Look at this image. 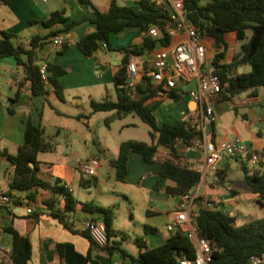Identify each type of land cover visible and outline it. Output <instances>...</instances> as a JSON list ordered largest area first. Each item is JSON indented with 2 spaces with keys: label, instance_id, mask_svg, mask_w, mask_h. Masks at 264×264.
<instances>
[{
  "label": "crops",
  "instance_id": "crops-1",
  "mask_svg": "<svg viewBox=\"0 0 264 264\" xmlns=\"http://www.w3.org/2000/svg\"><path fill=\"white\" fill-rule=\"evenodd\" d=\"M130 2L133 5L128 6L134 9L139 8V0H130ZM109 4L110 1L104 11L108 9ZM2 6L3 8L0 9V31L13 35L12 41L15 45L27 47L35 35L44 36L51 31H61L59 35H61L63 43L68 44L67 50L60 54L61 48L55 47L50 42L42 50H39L37 60H35L39 65L54 63L64 69L68 67L71 73H75L74 78L79 79V81H75L73 85H67L68 83L64 78L65 74L60 78L66 92L72 88L77 91L83 87L88 89L86 96L76 95L74 92V101L59 100L51 89L46 96H32L28 84L19 88L23 71L17 66L16 60L13 57L3 58L0 61V150L5 149L10 154H15L18 147L23 144L25 122L28 117L35 125L43 127L45 124L44 131L47 128L52 131L59 128L71 134L72 131L77 130V125L81 123V120H77L75 123L69 121H75L80 116L79 103L89 105L91 99L101 100L104 97L111 100L113 97L116 99L114 77L124 56L121 51L117 50L132 49L135 46L142 47L144 36L138 28H126L123 32L110 36L108 47L98 50L92 57H85L78 50L77 44L83 36L95 30L94 25L87 21L94 18L95 9L99 10L92 3L85 5L77 0H0V7ZM55 11H63L65 16L69 18L68 22L56 24L51 28H45L40 23L28 25L29 20L46 21L50 14ZM99 11L103 12V10ZM71 22H79V24L66 31L67 24ZM250 35L247 33L248 37ZM184 39H186L185 36H176L172 38V44ZM226 40L228 50L222 61L223 64L229 63L239 53L241 46L233 33H229ZM162 48L165 47L156 43L154 47L144 51L141 55L132 57L130 61H136L139 64L148 62L153 54ZM213 48V46L208 47V65L211 64L214 56ZM210 49L213 51L212 55ZM208 55L211 57L208 58ZM92 73L93 76H89ZM178 85L179 88L186 86L181 81ZM80 96L83 98L81 99ZM211 97L209 102L212 104L215 113V120L210 129L212 139L216 142H226L241 138L247 145V156L250 158L253 155L258 156L259 161L257 165H252V169L264 173V86L258 88L256 94H251L249 91L228 101H213ZM58 101L72 107L74 113H66L65 108L59 106ZM165 101L154 110L159 125L191 119L197 121L196 104L185 92L179 101L168 102L169 104ZM8 108H13L15 114L9 115L7 113ZM83 110L87 112L85 108ZM103 113L107 117L112 114V112ZM89 120L91 118L88 119L90 124ZM145 125L134 115L111 122L109 133L113 134L111 138H109L111 134L105 135L104 143H98L101 147V149H97L98 156L89 151L83 160L96 158L100 162L96 176L93 178L87 176L88 179L95 180L91 186H81L80 182L84 179H80L75 174L76 171L82 173L79 169L80 163L72 165L70 162L75 161L74 156L69 157V154H63L65 157L63 161L66 159V163L50 161L53 160L51 159L53 157L46 156L48 153H40L37 157L40 162L39 176L43 180L53 185L58 179L61 185L65 184L72 190V197L77 204L74 211H68L65 215L67 221L73 223L72 228L74 230L81 231L82 222L93 218L81 210V203H94L100 207H111L115 202L122 201L123 208L126 202L132 208L129 212L130 221L125 222L123 226L120 225L118 218H115L114 230L119 233L109 237V244L118 243L124 253L116 251L118 253L114 252L113 255L109 256L105 252L93 251L89 264H140L131 259V257H136L139 251L133 242L134 237H143L150 249L161 246L172 238L176 232L168 231L167 225L176 219L178 196L170 195L167 192V188L173 187L175 184L157 175L160 163L165 159H174L191 169L203 166L205 163L201 148L189 149L188 146L179 145L176 147V154H174L170 150L160 147L154 164H148L143 161L140 155L132 153L127 181L125 183L117 181L109 161L117 158L122 142L127 140L150 142L149 127ZM71 139L73 142L70 143V146L75 153L76 149L73 146L76 145L77 140L74 137ZM68 157L73 159L68 161ZM245 158L246 156L238 157V159L224 158L220 160L216 170L209 171L205 176H202L191 193H198L200 197L209 199L211 203L220 204L223 211L232 213L230 215L236 218V213L232 211V205L256 202L257 198L243 182V176L237 179L236 183L229 178L232 172V162L236 161L241 168V161H244ZM106 166L110 171L107 175L109 181L104 182L102 171L105 170ZM45 170L49 172H45ZM12 173L13 167L8 162L3 161L0 169V196L8 194ZM74 184L78 185V191L73 188ZM118 190H121L122 197L115 196L117 195L115 191ZM10 196L13 199L11 204H0V264H12V239L3 230L8 227H12L20 235L29 238L32 246V257L29 264H63L54 252L56 243H71L83 255L89 252L90 246L87 239L81 234L65 229L57 219L50 216L45 210L42 201L51 196L49 191L40 190L35 202H28L24 192L13 191ZM57 197L58 199L61 198L60 196ZM58 202L59 207H62L61 201L58 200ZM31 205L34 206V212L28 214L27 209ZM162 224H165L166 228H161ZM145 226L157 231L147 232ZM122 233L127 236L125 239H122Z\"/></svg>",
  "mask_w": 264,
  "mask_h": 264
},
{
  "label": "trees",
  "instance_id": "trees-1",
  "mask_svg": "<svg viewBox=\"0 0 264 264\" xmlns=\"http://www.w3.org/2000/svg\"><path fill=\"white\" fill-rule=\"evenodd\" d=\"M81 4L91 5L90 0H77ZM139 8L119 5L117 0H110L106 11L95 9V16L88 19L94 25V32L83 36L77 48L85 57H92L95 52L108 47L109 38L113 34H119L126 28L134 27L142 32L148 31L155 26L164 24L168 19V12L162 4L152 0H139ZM185 8L188 12L187 19L196 26L201 34L211 40L214 47V56L210 65V72L221 80V92L212 96L213 101H228L242 93L256 90L264 86V0H185ZM69 20L63 11L52 12L46 21L38 22L29 20L28 25L42 24L45 28H51L56 24H64ZM79 22L67 24L66 31ZM250 32V37L247 33ZM61 31H51L41 36L35 35L27 47L15 45L12 41L13 35L0 31V61L6 57H13L17 66L23 71L22 81L19 88L28 84L32 96H46L49 89L56 97L63 101L65 99L64 87L60 78L66 70L60 65L47 63L48 77L45 82L40 75V65L35 58L39 50ZM233 33L238 42L241 43L240 51L229 63L222 61L228 50L226 36ZM159 43L163 47H169L172 39L163 37L154 40L144 37L142 47L119 50L123 53L122 64L114 77L116 99L111 100L104 97L101 100L91 99L89 101L90 112L86 115L90 118L98 112H112L105 119V125L122 119L129 115L137 116L149 127L150 142L138 140H127L119 147L116 159L109 161L114 170L115 178L121 183L127 181L129 175V161L132 153L138 154L143 161L154 164L160 147L170 150L176 154L179 145L192 147L201 139V131L197 129V121H178L159 125L154 114L155 108L164 100L179 101L183 95L180 89L171 90L166 95H160L158 88L146 77H142L135 87H129L128 64L134 56L141 55L144 51ZM68 48L63 43L59 51L63 54ZM249 66L246 73H238V69ZM14 101V100H13ZM7 113L14 115L15 110L8 108ZM44 129L35 125L30 117L25 122L24 141L15 154L7 150H0V169L3 161L13 167L10 176L8 195L13 191L26 193L28 202H35L40 190L49 191L51 196L42 201L48 214L57 219L65 229L81 234L89 242V252L86 255L79 253L71 243H56L54 252L59 256L63 264H89L93 251L105 252L111 256L118 251L124 253L118 243L99 246L94 242L88 231L74 230L73 223L67 221L65 215L68 211H74L77 202L72 197L70 188L61 185L57 179L52 185L39 176L38 155L55 150V145L45 139ZM238 159V157H236ZM250 157L246 156L241 161L243 171V182L251 189L257 197L256 203L264 206V173L251 170L247 166ZM157 175L172 181L175 186L168 187L170 195H182L189 193L201 180V173L189 168L174 159H165L160 163ZM81 186L87 187L95 183L94 179L81 180ZM234 193V192H232ZM57 196L61 198L58 199ZM58 200L62 207H59ZM202 199H199V201ZM81 210L90 214L95 221L105 224L109 237L119 232L114 230L117 206L100 207L94 203H81ZM215 208L208 209L199 205L195 214L194 222L199 237L215 241L217 246L210 264H249L252 256L264 254V217L254 219L242 225L236 224V218L220 208V204L214 203ZM4 232L12 239L11 261L12 264H29L32 257V246L27 236L20 235L12 227L4 228ZM145 230L157 231L145 226ZM122 239L127 236L121 234ZM133 242L139 251L136 257L131 259L140 264H177L178 261L187 257L194 258V245L189 238L180 231L170 238L165 244L156 248H148L143 237H134Z\"/></svg>",
  "mask_w": 264,
  "mask_h": 264
},
{
  "label": "built area",
  "instance_id": "built-area-1",
  "mask_svg": "<svg viewBox=\"0 0 264 264\" xmlns=\"http://www.w3.org/2000/svg\"><path fill=\"white\" fill-rule=\"evenodd\" d=\"M162 4L168 12V19L164 20L161 26H155L143 32L144 37L159 40L163 37L174 38L185 36L186 39L171 44L155 52L148 62L141 64L130 61L128 64L129 87H135L144 76L158 88L160 95H166L171 90L180 89L185 92L196 104L197 108V129L201 131V139L192 148H201L205 163L198 168L194 167L205 176L209 171H215L217 163L224 158H236L248 155L246 143L241 138L231 141L216 142L212 139L210 129L215 120V113L209 98L221 92V80L210 72V65L207 64L208 46L205 44V36L200 30L187 19L185 0H153ZM55 47L61 48L63 40L61 35L52 39ZM103 48H106L104 45ZM40 75L46 82L48 77L47 63L40 65ZM185 85L196 83L195 87L179 88L178 83ZM257 155L250 158L252 165H257ZM100 162L96 158H90L79 164V169L89 178L96 176ZM72 192V190L70 189ZM199 199H202L199 201ZM13 199L8 194L0 196V204L9 205ZM200 206L208 209L215 208L209 199L200 197L198 193H185L178 196L176 219L167 225L170 232L180 231L185 234L194 245V258H181L177 264H210L216 249V242L198 236L195 228L194 217ZM34 212V206L27 209L28 214ZM232 215V213H230ZM81 231H88L90 236L99 246H105L109 240L104 222L95 221L92 218L82 222ZM249 264H264V254L252 256Z\"/></svg>",
  "mask_w": 264,
  "mask_h": 264
},
{
  "label": "rangeland",
  "instance_id": "rangeland-1",
  "mask_svg": "<svg viewBox=\"0 0 264 264\" xmlns=\"http://www.w3.org/2000/svg\"><path fill=\"white\" fill-rule=\"evenodd\" d=\"M92 5L99 9V10H105L109 1L110 0H90ZM117 3H119L120 5H133L132 2H128V0H117ZM2 7H0V9H2ZM251 33L248 32V35H250ZM205 44L210 48L212 46L211 40L210 39H205ZM211 50V49H210ZM119 51V50H117ZM109 52V51H107ZM211 55L213 54V51L211 50ZM211 56L208 55V58H210ZM66 73H65V80L67 81V85H73V83L76 81L78 82L79 79L74 78V74L75 73H71L69 71V68L66 67L65 68ZM250 70L249 66H244L238 69V73H246ZM93 76V73L90 74L89 76ZM77 79V80H76ZM186 88H192L195 87V83H190L188 85L185 86ZM87 88L83 87L82 89H80L79 91H77L76 89L72 88L66 91H64L65 94V99L68 101H74L73 95L74 92L75 94L79 95L81 94L82 96H86L87 93ZM82 96L81 99L83 98ZM77 99V98H76ZM112 100H115V98L113 97ZM59 106H61L62 108H65L66 113H74L72 107H68V105L61 103V101H58ZM168 102H172L171 100H166L165 103L169 104ZM80 104V110H81V114L79 117H77L75 119V121L69 120L72 123H75L77 120H81V123H79V125H77V130L76 131H72V133H68L66 130L64 129H54L53 131L50 128H47V130L44 133L45 139L51 143H53L55 145V150L52 153H48L46 156L48 157H53L50 161H54L55 163H66V159L63 161V159L65 158L63 154H69V157L74 156L75 157V161H70L73 158H69L68 157V161L71 162L72 165L81 163V161H83L86 157V155H88V152L91 151L94 155L98 156V148L101 149L100 144L98 143H104V136L105 135H109V138H111L113 133H109V127H107L105 125V119H106V115H104V113H95L93 114L90 118L91 120H89L90 124L88 123V119L86 117L87 114H89L90 112V107L89 105L83 104V103H79ZM86 109L87 112H84L83 109ZM147 126V125H145ZM45 127V124H43V127ZM57 131H59V133H57ZM116 132V131H115ZM117 135V134H116ZM71 137H74L75 140H77L76 145H74V149H76V152L74 153V151L71 149L70 143L73 142V139H71ZM92 139L94 140L92 142ZM69 145V146H68ZM72 153H74V155H72ZM56 159V160H55ZM49 161V160H48ZM247 166L252 170V164L250 162H247ZM108 170V171H107ZM45 172H49L47 170H45ZM109 169H107V166L105 167V170L102 171V179L104 182L109 181V179L107 178V175L109 173ZM76 176L79 177L80 179H88L87 176H85L83 173H80L78 171H76ZM46 175V174H45ZM243 176V171L240 168V165H237L236 161L232 162V172L229 175V178L232 180V182L236 183L237 179L241 178ZM44 178V177H43ZM77 184H74L73 188L76 189L77 191L79 190V188L77 187ZM122 186V185H121ZM127 193V192H126ZM115 196H121V190L115 191ZM121 199V198H120ZM117 206V212H116V217L118 218V221L120 223V225H124L125 222H129L130 221V217H129V212L132 209L131 206L128 204V202H126L125 207L123 208V203L122 201L119 202H115V204ZM231 205V204H229ZM232 211H234L236 213V224L237 225H242L244 223H247L249 221H252L254 219H259L264 217V207L259 205L256 202H246V203H242V204H238V205H232ZM137 217V214H136ZM162 220V219H160ZM162 223V222H161ZM165 223V222H164ZM161 228H166L165 224L161 225Z\"/></svg>",
  "mask_w": 264,
  "mask_h": 264
},
{
  "label": "water",
  "instance_id": "water-1",
  "mask_svg": "<svg viewBox=\"0 0 264 264\" xmlns=\"http://www.w3.org/2000/svg\"><path fill=\"white\" fill-rule=\"evenodd\" d=\"M36 60H37V57L35 58ZM109 238V237H108ZM116 253H118V252H116Z\"/></svg>",
  "mask_w": 264,
  "mask_h": 264
}]
</instances>
